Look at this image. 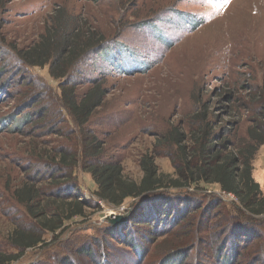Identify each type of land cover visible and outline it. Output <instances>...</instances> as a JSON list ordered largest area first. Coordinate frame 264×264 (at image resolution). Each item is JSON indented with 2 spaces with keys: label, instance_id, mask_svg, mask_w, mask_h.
I'll use <instances>...</instances> for the list:
<instances>
[{
  "label": "trees",
  "instance_id": "obj_1",
  "mask_svg": "<svg viewBox=\"0 0 264 264\" xmlns=\"http://www.w3.org/2000/svg\"><path fill=\"white\" fill-rule=\"evenodd\" d=\"M117 40L60 8L39 41L29 48L16 49V54L12 50L16 60L11 68L20 70L19 76L29 72L24 65H48L53 77H62L58 83L62 94L60 102L53 94L46 99V84L31 75L29 89L19 95L27 108L24 116L18 120L13 115L1 122L25 136L38 138L37 133L48 129L69 140H59L58 148L47 153L35 147L30 150L35 165L32 170H37L40 177H51L53 190L48 194L44 187L30 181L15 188L13 198L31 219L28 216L29 221L17 223L10 233L8 245L13 251L0 250V264H13L29 250L43 249L60 239L55 247L40 251L37 260L26 264H80V256L90 260L86 264H109L108 251L97 250L100 241L105 246L107 240L135 248V264H190L191 259L193 264H206V251L211 252L212 264H264V191L253 177L252 166L259 147L264 145V110L258 113L263 125H254L249 129V138L240 139L237 122L234 128L220 126L210 105L198 98L196 111L188 116V129L177 124L157 133L152 151L140 157L141 179H132L120 161L105 158V143L89 126L108 94L104 79L90 81L92 87L84 96L77 93V70L95 56L109 58L114 68L128 75L147 72L141 65L130 63L133 54ZM35 98L48 100L49 106L32 110L39 104L32 107ZM256 100L259 103L261 99ZM71 119L73 127L69 126ZM164 152L172 160L173 174L162 172L156 162ZM82 170L90 173L97 184L93 194L96 201L80 193L78 173ZM210 185L219 186L235 202L208 192ZM129 198L135 201L126 207V212L131 211L127 219L106 223L103 234L83 237L78 227L72 229L75 219L87 218V210L98 207V201L117 207ZM155 232H171L176 240L169 254L151 259L149 242ZM94 252L97 262H93Z\"/></svg>",
  "mask_w": 264,
  "mask_h": 264
},
{
  "label": "rangeland",
  "instance_id": "obj_2",
  "mask_svg": "<svg viewBox=\"0 0 264 264\" xmlns=\"http://www.w3.org/2000/svg\"><path fill=\"white\" fill-rule=\"evenodd\" d=\"M60 8L92 24L104 36L118 39L119 45L128 47L133 54L130 63L147 69L143 74L128 75L114 68L109 58L95 56L76 73L79 97L92 87L90 81L104 79L108 94L89 126L104 141L105 158L120 161L128 177L141 179L140 157L152 151L157 133L177 124L188 129V116L196 111L198 98L210 105L220 126L234 128L237 122L240 139H248L249 129L264 122L258 116L264 110V0H0L1 251H13L8 245L10 233L29 216L13 198L15 188L30 181L44 187L48 194L53 190L51 177H40L37 170H32L35 165L31 163L30 150L35 147L47 153L58 148L59 140H69L48 129L37 133L38 138L25 136L1 122L13 115L18 120L24 116L27 108L19 95L29 89L31 75L46 84V99L53 94L60 102L62 90L58 83L62 77H53L48 65H24L30 72L26 76H19L20 70L11 68L16 60L11 53L39 41ZM17 61L20 63L18 58ZM256 98L261 99L259 103ZM46 99L35 98L32 107L39 104L32 110L49 106ZM69 126H75L72 119ZM168 155L159 154L156 162L162 172L173 174L175 168ZM252 166L253 177L264 191V145L259 147ZM78 174L83 198L96 201L93 194L97 184L92 176L83 170ZM207 188L224 201L235 202L219 186ZM134 201L129 198L117 207L98 201V207L87 210V218L75 219L72 229L78 227L77 232L83 237L103 234L102 229L109 222L106 217L115 212L126 213V207ZM118 207L126 209L120 212ZM170 233H153L149 258L171 252L176 234ZM106 239L103 235L102 240ZM58 241L40 250H29L13 264L37 260L40 251L55 247ZM107 242L104 246L100 241L102 247L97 250L108 251L109 264H135V248L114 240ZM209 252L206 251V264H212ZM96 256L94 252L93 262H97ZM86 261L90 260L79 257L80 264ZM193 262L191 259L190 264Z\"/></svg>",
  "mask_w": 264,
  "mask_h": 264
},
{
  "label": "water",
  "instance_id": "obj_3",
  "mask_svg": "<svg viewBox=\"0 0 264 264\" xmlns=\"http://www.w3.org/2000/svg\"><path fill=\"white\" fill-rule=\"evenodd\" d=\"M131 211L126 212L124 214H112L106 217V220L112 224H116L118 222H122L127 219Z\"/></svg>",
  "mask_w": 264,
  "mask_h": 264
},
{
  "label": "built area",
  "instance_id": "obj_4",
  "mask_svg": "<svg viewBox=\"0 0 264 264\" xmlns=\"http://www.w3.org/2000/svg\"><path fill=\"white\" fill-rule=\"evenodd\" d=\"M228 195H230V194H228ZM230 196H232V195H230ZM125 209H126L125 207H118L117 210L121 212V211H124ZM115 213H116V212H115Z\"/></svg>",
  "mask_w": 264,
  "mask_h": 264
}]
</instances>
